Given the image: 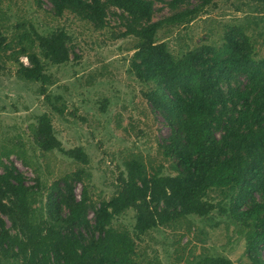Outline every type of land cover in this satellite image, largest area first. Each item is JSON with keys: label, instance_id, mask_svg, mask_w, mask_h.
<instances>
[{"label": "trees", "instance_id": "1", "mask_svg": "<svg viewBox=\"0 0 264 264\" xmlns=\"http://www.w3.org/2000/svg\"><path fill=\"white\" fill-rule=\"evenodd\" d=\"M48 1L54 17L67 11L95 29L105 27L109 12L121 20L124 29L117 36L136 39L129 70L149 85L143 96L169 132L157 144L162 162L154 166L131 153L122 160L115 191L95 205L88 194L87 153L82 146L63 148L50 114L37 115L31 131L40 150H57L80 166L53 181L45 201L36 205L38 180L28 185L15 166L0 162V264H160L156 254L140 250L144 236L157 227L190 230L189 216L210 220L213 210L241 226L249 262L263 264L264 56L257 55L244 27L228 25L219 44L201 43L175 56L165 42L155 41L158 28L189 23L214 0H167L171 12L157 21L154 4L164 0ZM253 1L264 6V0ZM68 39L62 28L41 34L32 27L10 43L0 38V70L12 60L17 78L38 82V91L59 115L64 106L47 92L51 80L44 60L67 62ZM76 182L82 184L78 198ZM127 208L135 213L132 227L113 225ZM183 264L232 262L204 249Z\"/></svg>", "mask_w": 264, "mask_h": 264}, {"label": "rangeland", "instance_id": "2", "mask_svg": "<svg viewBox=\"0 0 264 264\" xmlns=\"http://www.w3.org/2000/svg\"><path fill=\"white\" fill-rule=\"evenodd\" d=\"M166 1L155 2L153 21L170 14ZM52 13L48 0H0V38L5 37V43L24 28L32 27L41 34L62 28L72 48L67 62L52 64L44 60V70L51 80L47 92L59 96L54 102L64 106L61 115L51 111L38 91V82L18 79L17 65L12 60L5 62L0 70V162L15 166L28 185H34L37 179L41 193L35 204L44 202L52 182L80 166L57 150L41 151L35 143L31 126L37 115L49 113L62 147L82 146L87 153L88 194L97 205L115 191L116 177L123 171L122 160L131 153L154 166L162 162L157 144L169 128L143 96L149 85L129 70L136 39L117 36L124 28L116 15L109 12L105 27L95 29L67 11L58 17ZM231 24L243 26L254 40L257 55L264 56V6L253 0H214L189 23L158 28L154 39L165 42L177 56L201 43L219 44L223 29ZM25 57L21 55L20 60L28 64ZM162 170L169 172L166 167ZM81 187L79 182L74 185L77 198ZM92 209H88L91 222ZM211 215L210 220L189 216L194 223L190 230L157 227L144 236L139 248L148 255L156 254L160 264H183L185 258L204 249L209 255L228 257L232 264H251L244 252L241 226L216 210ZM134 221V210L127 208L113 219V225L131 228ZM178 255L180 262L175 261ZM260 256L264 264L263 248Z\"/></svg>", "mask_w": 264, "mask_h": 264}, {"label": "built area", "instance_id": "3", "mask_svg": "<svg viewBox=\"0 0 264 264\" xmlns=\"http://www.w3.org/2000/svg\"><path fill=\"white\" fill-rule=\"evenodd\" d=\"M25 59H26V57H25Z\"/></svg>", "mask_w": 264, "mask_h": 264}]
</instances>
